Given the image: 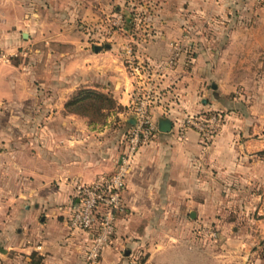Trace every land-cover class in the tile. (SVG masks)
<instances>
[{
  "label": "crops",
  "instance_id": "crops-1",
  "mask_svg": "<svg viewBox=\"0 0 264 264\" xmlns=\"http://www.w3.org/2000/svg\"><path fill=\"white\" fill-rule=\"evenodd\" d=\"M155 1L164 12L152 17V30L137 38L138 49L148 59L158 60L178 46V63L170 72L178 69L180 73L172 78L176 87L169 86L167 77L160 80L158 104L152 110L156 131L133 156L121 193L123 211L116 217L100 264H127L128 250L137 245L148 251L152 264L176 250L163 236L177 229L176 225L162 223V217L181 213L183 206L191 204L194 181L202 182L199 171L207 164L224 166L225 156L230 166L231 161L239 160L234 145L222 138L224 130L216 143L203 147L196 131L179 128L175 119L206 109V96L215 88L227 91L234 87L241 80L239 72L264 70V6L253 0ZM6 2L0 0V9H5ZM28 3L25 20H31ZM123 41L124 37L115 36L106 42L107 48L99 50H94L93 43L71 64L73 75L67 89L85 84L107 91L115 99L119 108L110 110L104 122L90 125L85 116L63 110L64 88L55 98L54 109L32 115L39 117L40 125L29 130L28 141L14 150L10 164L16 177L12 184L0 186V247L20 246L25 253H42V264H83L89 232L69 227L66 215L75 199L74 184L114 167L130 123L132 86L117 52ZM184 41L191 56L186 69L180 68ZM163 116L170 120L166 131L158 129V118ZM187 212L190 214L189 209ZM7 237L10 243L5 242ZM24 239L31 242L21 246L19 240ZM2 248L0 264L6 257ZM185 249H180L181 254L187 253ZM24 260L30 264L28 255ZM8 261L18 264L17 256Z\"/></svg>",
  "mask_w": 264,
  "mask_h": 264
},
{
  "label": "rangeland",
  "instance_id": "rangeland-1",
  "mask_svg": "<svg viewBox=\"0 0 264 264\" xmlns=\"http://www.w3.org/2000/svg\"><path fill=\"white\" fill-rule=\"evenodd\" d=\"M14 1L7 0L0 13V186L6 188L16 177L10 164L15 148L25 144L27 132L40 125L39 117L32 115L54 109L62 88L65 111V101L78 87L110 94L85 84L67 89L73 59L89 51L93 43L112 42L115 36H122L125 41L117 52L127 74L122 47L129 44L138 58H147L138 49L137 38L152 30V17L163 11L155 0ZM26 3L32 10L31 20H25ZM181 48L185 55L180 68L186 69L191 65V56L185 41ZM173 69L162 73L160 80L167 77L169 86L176 87L172 78L180 70L171 73ZM239 75L241 80L234 87L227 91H221L225 87L215 88L206 96V109L175 119L179 128H193L203 147L216 143L224 130L222 138L234 145L239 161H231L234 164L230 166L225 156L224 166L218 162L207 164L199 171L202 182L194 181L196 191L191 204L170 219L162 217V223L176 225L177 229L163 235L167 245L176 250L160 257L158 264H264V70ZM19 241L21 246L31 242ZM5 242L10 243L9 237ZM160 242L163 246L164 239ZM19 247H0L6 256L1 264H9L13 256H17L18 264H26L25 255L30 264H42V253H25ZM181 247H187V253L181 254ZM125 258L127 264H152L141 245L129 249Z\"/></svg>",
  "mask_w": 264,
  "mask_h": 264
},
{
  "label": "built area",
  "instance_id": "built-area-1",
  "mask_svg": "<svg viewBox=\"0 0 264 264\" xmlns=\"http://www.w3.org/2000/svg\"><path fill=\"white\" fill-rule=\"evenodd\" d=\"M254 3L264 5V0H254ZM178 50L175 45L168 56L153 61L138 58L129 44L122 47L123 60L132 86L129 110L134 121L129 123L122 136V146L114 167L110 171L98 173L90 181H77L74 184L75 199L66 215L69 227L89 232L90 239L84 252L83 264H98L102 250L110 243L116 217L123 211L121 193L133 156L156 131L152 110L160 96V75L174 66Z\"/></svg>",
  "mask_w": 264,
  "mask_h": 264
},
{
  "label": "trees",
  "instance_id": "trees-1",
  "mask_svg": "<svg viewBox=\"0 0 264 264\" xmlns=\"http://www.w3.org/2000/svg\"><path fill=\"white\" fill-rule=\"evenodd\" d=\"M66 111L83 115L90 125L102 123L108 111L119 108L111 94L90 87H78L65 101Z\"/></svg>",
  "mask_w": 264,
  "mask_h": 264
},
{
  "label": "water",
  "instance_id": "water-1",
  "mask_svg": "<svg viewBox=\"0 0 264 264\" xmlns=\"http://www.w3.org/2000/svg\"><path fill=\"white\" fill-rule=\"evenodd\" d=\"M22 36H25V33L22 32ZM102 47L104 48H107L108 47V43H103V44H94L93 45V48L94 50H99L101 49ZM127 121L130 122V123H133L134 121V116L131 114V116H129L127 118ZM170 128V120L167 118V117H159L158 118V129L162 130V131H166ZM190 216L193 215V212H190L189 214Z\"/></svg>",
  "mask_w": 264,
  "mask_h": 264
}]
</instances>
